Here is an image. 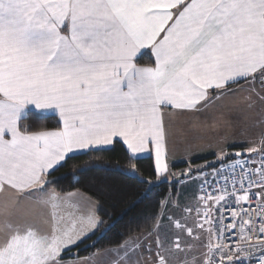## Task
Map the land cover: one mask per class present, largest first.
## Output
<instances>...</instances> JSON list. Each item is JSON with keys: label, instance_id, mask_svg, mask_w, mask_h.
<instances>
[{"label": "snow or ice", "instance_id": "1", "mask_svg": "<svg viewBox=\"0 0 264 264\" xmlns=\"http://www.w3.org/2000/svg\"><path fill=\"white\" fill-rule=\"evenodd\" d=\"M146 55L150 66L138 63ZM257 83L264 90V0H0V193L12 194L0 205V264H65L103 224L96 203L48 190L67 161L121 142L133 175L154 153L152 174L167 181L174 110L202 112L238 85L264 101ZM30 118H55L57 127L32 130ZM247 151L259 167L246 161L239 176L233 168L205 179L196 203L182 208L195 216L167 217L178 230L171 247L157 216L148 233L155 254L138 252L137 237L113 264H171L172 248L185 252L181 264H198L187 258L193 245L180 243L184 233L207 234L200 264H264V136ZM173 204L180 207L171 198L161 207ZM33 209L47 211V228ZM113 251L70 259L108 264Z\"/></svg>", "mask_w": 264, "mask_h": 264}, {"label": "trees", "instance_id": "2", "mask_svg": "<svg viewBox=\"0 0 264 264\" xmlns=\"http://www.w3.org/2000/svg\"><path fill=\"white\" fill-rule=\"evenodd\" d=\"M143 66H150L153 59L143 56L138 59ZM24 123L32 130L57 127L55 118L43 120L28 119ZM127 153L121 142H115L106 151L90 155H79L69 160L57 173L58 183L49 186L48 190L64 195L81 192L98 204L99 218L103 224L91 235L74 247L65 257H87L96 249L105 250L121 247L130 238L150 233L156 223L154 217L162 214L161 202L174 197L177 184L172 180L158 181L152 174L154 160L152 157L141 158L138 164L139 173L133 175L128 168ZM205 161V160H198ZM87 165L88 170L80 169ZM187 165L173 166L172 170H184ZM93 243L96 248H90Z\"/></svg>", "mask_w": 264, "mask_h": 264}, {"label": "crops", "instance_id": "3", "mask_svg": "<svg viewBox=\"0 0 264 264\" xmlns=\"http://www.w3.org/2000/svg\"><path fill=\"white\" fill-rule=\"evenodd\" d=\"M147 56L151 57L150 55ZM241 87L246 88L247 85L235 86L234 94L217 101L215 106L202 112L174 110V114L166 120L168 127L167 163L171 173L176 171L181 174L184 170H172V167L187 165L190 161L215 159L216 162L210 163V166H214L216 169L223 163L252 158L257 155V153H249L247 149L258 144L264 131L260 122L261 100L255 93L243 91ZM255 87L257 92H261L259 83ZM249 96H251V100L248 99ZM212 139L215 142L211 146L210 140ZM222 150L227 154L224 157L220 156ZM236 152H240L241 156L237 157ZM146 157H152L154 160V153L151 156L146 153L141 158ZM218 157H221L222 160ZM174 176H170L168 180L173 179ZM68 194L58 195L67 196ZM72 194H74V199L85 206L89 201L96 203L81 192H72ZM11 198V193H0V205ZM46 216L47 211L32 210V218L39 221L42 228H47V224L43 222ZM93 231L96 232L97 230H90V232ZM142 238L141 241L145 240L144 237ZM111 250L123 253L122 247ZM137 251L139 252V249ZM116 259L118 257L115 253L107 256L108 264H113ZM80 260L82 261L83 258ZM65 264H78V262L65 257Z\"/></svg>", "mask_w": 264, "mask_h": 264}, {"label": "rangeland", "instance_id": "4", "mask_svg": "<svg viewBox=\"0 0 264 264\" xmlns=\"http://www.w3.org/2000/svg\"><path fill=\"white\" fill-rule=\"evenodd\" d=\"M261 93L264 94V90L261 89ZM260 118H261L260 122L262 124V127L264 128V124H263L264 123V101H261ZM214 142L215 141L213 139L210 140L211 146L213 145ZM218 158L220 159L221 157H218ZM215 162H216L215 159H211V160H205V161H199V162L190 161L189 163H187V167L184 169L182 173H187L189 172V170H191L193 174L190 178L183 179L180 184H177L178 186H177L176 195L174 197H170L174 203L178 202L180 207H176L173 204V205H170L166 211L164 209L162 210V214H161L162 219L160 220V223L162 224L163 227L161 229L160 239L164 241L165 247H171L172 241L175 239L176 235L178 234V230L175 229L174 226L169 225V221L167 217L169 215H172L176 218H181L185 215L190 216V217L195 216V213H184L182 211V208L185 205H193L196 203V198L199 194L200 185L202 182L201 180L203 176L214 172L215 167L214 166L211 167L210 163H215ZM174 173H175V176L171 180H174L178 175H180L176 171ZM189 222L191 221L189 220ZM195 231L201 232L203 230L196 229ZM137 237H141V239H143L142 237L145 238V240L141 241V247L139 248V252H143L144 255L147 257L148 247L151 246L152 255H154L155 250H156V244L153 241L155 237H150L148 236V233H147V234H142V235L130 238L128 241L130 242L131 240H135ZM165 237H167V239H165ZM206 237H207L206 233L199 240H195L192 237H189L187 233H184L181 236V239H180L181 245H185V246L193 245L191 251L187 252L188 259H191L192 256H196L198 258V264H200V262L203 259L201 256V253L206 250L201 246V241L206 242ZM112 253H116V252H112ZM166 255H169L171 264H181V261L185 259V252H178L174 248H172L171 254L166 253ZM106 260H107V257H106Z\"/></svg>", "mask_w": 264, "mask_h": 264}, {"label": "built area", "instance_id": "5", "mask_svg": "<svg viewBox=\"0 0 264 264\" xmlns=\"http://www.w3.org/2000/svg\"><path fill=\"white\" fill-rule=\"evenodd\" d=\"M262 136H264V131H263ZM246 161H247V167L249 169H251L253 167H259V165H260V157L258 155H255L252 158H245V159L238 160V161H231V162L223 163V164L219 165L214 170L213 173H210V174L203 176V178L201 180L202 181L201 184L204 182L205 179H207L209 181V183H211V182H213V180L215 178H217L218 174H228L232 171L233 168L235 169V174L237 176H239L240 171H241L240 165L244 164ZM249 175L251 176L252 173L249 172ZM228 183L231 184L232 181L229 180ZM253 190L255 191L256 189H253Z\"/></svg>", "mask_w": 264, "mask_h": 264}, {"label": "water", "instance_id": "6", "mask_svg": "<svg viewBox=\"0 0 264 264\" xmlns=\"http://www.w3.org/2000/svg\"><path fill=\"white\" fill-rule=\"evenodd\" d=\"M181 174H184V178H182V180H183V179H188L189 177H191L193 173L192 172L191 173L190 172H187V173H181ZM181 174L178 175L174 180H172L171 183L172 184H177L176 183V180L177 179H181Z\"/></svg>", "mask_w": 264, "mask_h": 264}]
</instances>
